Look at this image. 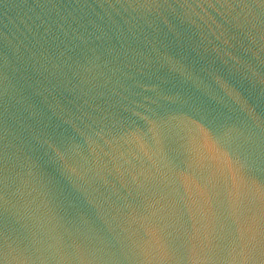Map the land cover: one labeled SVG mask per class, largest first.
<instances>
[{"label": "water", "instance_id": "water-1", "mask_svg": "<svg viewBox=\"0 0 264 264\" xmlns=\"http://www.w3.org/2000/svg\"><path fill=\"white\" fill-rule=\"evenodd\" d=\"M0 264H264V0H0Z\"/></svg>", "mask_w": 264, "mask_h": 264}]
</instances>
